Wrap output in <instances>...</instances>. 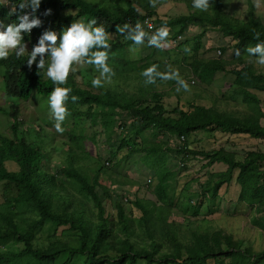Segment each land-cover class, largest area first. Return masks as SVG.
<instances>
[{"label":"trees","instance_id":"1","mask_svg":"<svg viewBox=\"0 0 264 264\" xmlns=\"http://www.w3.org/2000/svg\"><path fill=\"white\" fill-rule=\"evenodd\" d=\"M100 2L103 5L89 0H41L37 10L52 9L51 23L60 32L72 22L96 18L98 24L103 23L112 33L125 22L139 21L144 26L148 17L155 20V28L167 27L172 32L171 39L177 40L190 24H208L219 29L224 37L231 38V46L238 48L240 55L234 54L231 59L202 57L203 31L194 36V59L189 64L193 75L202 83L212 84L217 72L229 71L234 74L232 93L241 96L246 103L261 104L254 90L264 91V74L246 60L259 55L247 53L246 48L264 41V18L258 13L254 0H248L244 17L230 12L226 0H209L211 6L207 11L194 9L192 0H187L191 12L171 18L159 17L149 0ZM0 9L2 15L7 11L4 6ZM145 28L150 35L149 29ZM255 33H260L258 39L254 37ZM188 41L180 44L185 45ZM109 43L112 81L107 82L105 77L109 74H105L100 92L90 88L94 87L91 80L88 81L90 87H83L71 78L59 86L71 88L66 104L73 115L85 113L93 122L99 116L108 137L121 130L123 138L118 149L126 148L129 155L141 154L153 172L155 184L148 188L152 197L139 195L140 188L127 192L116 190L112 185L124 186L133 180H123L107 165L100 166L92 174L88 165L82 162L85 158L74 157L70 151L65 166L54 172L50 170L48 142L52 135L41 124L38 125L49 133L47 136H38L34 140L30 132H22L17 100H28L35 93L47 98L54 85L38 74L35 64L27 65L25 54L16 57L12 53L0 59L6 97L12 100L8 110L11 135L0 131V182L13 184L17 191L0 202V244L12 238L23 247L16 250L0 247V264H58L61 257H66L63 264H68L79 256L85 257V264H209L211 260L214 264H264V248L246 245L244 238L233 232L211 229L208 225L192 228L172 219L173 215L185 213L186 205L188 212L197 214L205 202L196 201L195 197L198 200L201 196L216 199L221 189L233 181L238 170V202L257 200L253 206L256 215L251 221L256 226L264 225V218L260 219L264 217L263 151L249 150L243 159H238L234 152L222 146L211 151L194 150L187 142L176 144L175 148L171 146L172 138L186 141L192 133L201 130L264 138V125L259 117L248 111L235 113L217 105L206 106L197 99L186 103L179 101L168 108L164 99L166 92L157 90L163 80L156 77L153 83L146 84L145 77L141 76L142 70L152 64L159 72L171 73L163 70V59L143 55L141 50L147 46L137 51L129 39L110 37ZM96 48L93 45L91 50ZM224 51L226 47L221 50ZM87 69L91 78L98 76L93 66ZM133 82L134 88H128L127 85ZM72 95L77 97L75 101L71 99ZM81 105H87L84 112L78 111ZM3 109L0 105V110ZM125 113L128 118L121 119ZM148 130L152 131L153 138L148 137ZM72 136L79 140L78 136ZM169 152L183 154L186 159L202 157L206 160L204 167L224 163L227 168L211 172L205 183L199 185L200 192H188L184 187L179 192L177 172L167 164ZM9 161L17 164V170L8 169ZM102 175L109 177L110 184L104 183ZM257 194L260 196L256 197ZM107 200L111 201L113 211L108 210ZM134 208L139 209L140 216L135 217ZM185 220L191 221L186 217ZM47 222L65 226L72 233L56 232L42 240L38 235Z\"/></svg>","mask_w":264,"mask_h":264},{"label":"rangeland","instance_id":"2","mask_svg":"<svg viewBox=\"0 0 264 264\" xmlns=\"http://www.w3.org/2000/svg\"><path fill=\"white\" fill-rule=\"evenodd\" d=\"M94 3L103 5L100 0H89ZM229 4L230 12H233L237 16L244 17L248 6V0H226ZM258 13L264 18V0H254ZM156 12L161 18H171L180 14H186L191 12L187 5V0H157ZM142 12L143 9L140 8ZM69 12V11H67ZM83 21V20H79ZM86 22V21H83ZM11 23L8 18H0V29H3L7 24ZM130 24V23H129ZM135 23L130 24V28L125 29L123 34L118 31L109 33L111 38L125 40L127 34L131 31V27ZM144 27V26H143ZM145 28V27H144ZM169 30V29H168ZM204 31L202 38V47L200 49V55L207 58H218L223 56L224 58L231 59L234 57L235 49L231 46V38L224 37L219 29L211 28L208 24H190L186 33L178 37L177 40L171 39V30H169V36L162 42L163 47L158 48L155 45L148 44V38L145 36L144 42L141 45H132L139 51L142 46H147L146 49H142L143 55L155 59H163V70L173 72L175 71L179 79L163 80L157 86V90L166 92L165 103L168 108H172L178 104L186 103L188 100L197 99L206 106L217 105L218 108L228 109L235 113L249 112L259 117L260 123L264 125V91H256V94L261 100V104L258 103H246L241 96L232 93L234 88V74L231 72H217L212 84L202 83L191 71L189 64L194 59V36ZM170 37V38H169ZM189 40L185 45H181V42ZM26 35L23 37V44L25 46V53H30V49L27 46ZM187 42V41H186ZM185 47L189 48V51H185ZM226 47V51L221 52L222 48ZM153 52V53H152ZM168 52V53H167ZM169 54V55H168ZM149 55V56H148ZM170 56V57H169ZM169 57V58H168ZM185 57V59H182ZM151 58V57H150ZM259 55L247 57L246 60L252 63L259 73L264 74V65L256 63ZM38 59V58H36ZM173 59L174 61H169ZM180 60V61H179ZM185 60V61H184ZM38 62V60H36ZM36 62L33 64L36 65ZM174 62V63H172ZM47 66V61L46 65ZM91 65H79V73L69 74L71 80L76 81L83 87H90L88 81L90 72L86 69ZM83 68V69H82ZM88 70V69H87ZM4 68L0 66V105L4 108L0 110V131L11 135L10 118L8 116V110L11 107V99L6 97L5 93V81L3 79ZM103 78V77H102ZM101 78V79H102ZM195 79V80H193ZM105 81V79H102ZM180 80H183L188 84V88L185 89ZM107 82L112 80L106 79ZM125 84V82H124ZM104 83L102 84V86ZM128 88H134V82L127 85ZM96 92H100V87H90ZM179 89V91H177ZM197 94L200 96L198 97ZM19 107L20 130L30 132L32 139L36 140L38 136H47L49 133L41 130L38 124L46 127L52 135L49 138L48 146L50 149V170L52 172L66 165L68 161L69 151L72 155L84 157L83 164L90 168L89 171L93 174L100 166L107 165L110 170L120 175L123 180L129 178L133 183H127V185L112 187L118 191L124 190L133 191L140 188L139 195L150 196L152 193L148 192L150 186H154L155 177L152 170L143 161L141 154L129 155L126 148L120 150V141L123 138L121 130H117L109 137L103 129L102 122L98 116L93 122L87 114L73 115L70 111L62 122L63 132H57L54 127V118L48 107V97H42L39 94H33L28 100H17ZM87 105H81L78 107L79 112H84ZM128 118L126 113L121 117ZM50 121V124L47 122ZM125 131V130H124ZM152 131L148 130V137L153 138ZM78 136L79 140H75L72 136ZM80 136L82 140H80ZM160 138H163L162 135ZM171 146L175 148L177 145H183L187 142L190 147L197 151H211L218 147H225L227 150L236 154L238 159H243L249 150H260L264 152V138H256L248 134H231L223 133L220 131H197L192 133L188 139L182 141L177 138L171 139ZM79 144H81L79 146ZM183 154L177 152H169L167 164L177 172V189L180 190L184 187L188 192H200V184L205 183L207 176L211 172L226 170L227 165L224 163H216L211 167H204L206 160L202 157H189L184 161ZM9 170H17V164L14 162H7ZM238 170L235 173V178L229 184H226L220 191L219 196L216 199H207L201 196L199 200L195 197L196 201H204L205 204L197 210V214H191L188 212V206H184L182 215H173L172 219H176L181 223H187L192 228L197 225H208L211 229L222 228L229 232H233L235 236L242 237L245 240L246 245H253L255 249L264 248V225L256 226L251 219L256 215L254 211V204L257 200H253L251 203L238 202V196L240 192V186L236 181ZM104 183L110 184L108 176H101ZM150 179H153L150 181ZM16 187L9 182H0V202H3L10 195L16 193ZM127 195V194H126ZM260 194L256 197H259ZM109 211H113L111 201L106 202ZM130 208V204H127ZM135 209V208H134ZM187 210V211H186ZM135 217L140 216L139 209H135ZM189 218V220H185ZM264 217L260 218L263 219ZM264 224V223H263ZM63 231L65 234L72 233L71 230L65 226H57L52 222H47L39 233L38 237L45 240L49 236H52L56 232ZM9 247L12 250L22 248V244H17L12 241V238L6 240L0 244L1 248ZM66 257H61L58 260V264H63ZM44 264H53L52 262H45ZM68 264H85V257H74ZM209 264H214L213 260L209 261Z\"/></svg>","mask_w":264,"mask_h":264},{"label":"clouds","instance_id":"3","mask_svg":"<svg viewBox=\"0 0 264 264\" xmlns=\"http://www.w3.org/2000/svg\"><path fill=\"white\" fill-rule=\"evenodd\" d=\"M40 3L41 0H17V2L0 0V6H4L7 10L3 15L0 13V18H8L11 22L0 29V59L7 58L12 53L16 57L25 54L29 67L38 60L36 62L38 74L43 75L54 85L48 96V107L54 118L56 131L63 132L62 122L69 114L66 101L69 99L71 88L59 85L66 84L70 72L75 74L79 65H91L98 72V76L91 79V84L94 87L102 86L105 81L101 78L105 77V74H109L105 79H110L113 72L108 63V48L111 46L110 35L103 23H97L96 18H91L87 22H72L60 32L51 23L53 10L47 9L39 12L37 9ZM149 4L155 7L157 0H149ZM210 6L209 0H192V7L199 11H207ZM146 20L144 26L152 29L153 25ZM128 28H130V24L125 22L123 25L117 26V31L123 34ZM145 29L137 21L125 38L131 40L133 45L138 46L143 44L145 36H148L149 45L162 48V42L169 36L168 28L165 26L154 27V33L150 35ZM149 31L151 33V30ZM24 35H26L30 53H25ZM259 36L260 33L254 35L257 39ZM93 45L97 46L96 50H91ZM185 51H189V48L185 47ZM246 52L249 54L259 53L256 63L264 65V41L247 47ZM235 54L240 55L238 48L235 49ZM46 61L47 66L45 67ZM141 76L145 77L146 84L153 83L156 77H160L162 80L179 79L175 71L171 73L157 71L155 64L143 69ZM180 83L185 89L188 88V84L183 80H180ZM71 99L75 101L77 97L72 95Z\"/></svg>","mask_w":264,"mask_h":264},{"label":"built area","instance_id":"4","mask_svg":"<svg viewBox=\"0 0 264 264\" xmlns=\"http://www.w3.org/2000/svg\"><path fill=\"white\" fill-rule=\"evenodd\" d=\"M149 24L153 25L152 29H149L151 30V34L154 33V27H155V22L152 18H147L146 20ZM183 139L185 138L184 136L182 137Z\"/></svg>","mask_w":264,"mask_h":264}]
</instances>
